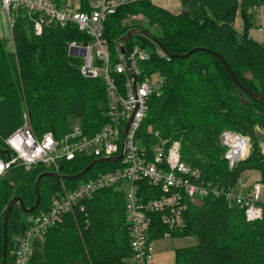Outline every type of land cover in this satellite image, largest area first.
Wrapping results in <instances>:
<instances>
[{
    "label": "trees",
    "instance_id": "1",
    "mask_svg": "<svg viewBox=\"0 0 264 264\" xmlns=\"http://www.w3.org/2000/svg\"><path fill=\"white\" fill-rule=\"evenodd\" d=\"M58 8L65 0H51ZM92 0H80V10L88 11ZM178 13L155 5L151 0H126L102 23V36L110 52L109 63L118 62V40L131 29L143 30L156 38L172 54L193 48L210 49L220 54L237 80L264 101V44L251 37L257 25V11L264 0H179ZM243 30L234 27L236 16ZM32 23L19 16L12 29L14 48L8 38H0V155L6 159L4 140L23 125L27 117L33 132L41 136L51 131L56 138L78 123L90 137L107 122L106 94L102 78L80 73L82 58L68 52L72 41L85 43L89 37L73 23L64 27L47 25L40 35ZM134 46L145 50L149 59L139 64L144 73L157 72L162 78L159 95L148 100L147 112L137 131L149 148L157 138L177 140L181 159L200 171L208 188L233 184L245 171L260 173L264 183V160L257 127L264 131V103L246 94L229 77L223 64L212 54L198 50L185 58H172L159 52L148 36L137 34L124 43L127 56ZM150 127L151 133H147ZM230 130L249 140L248 154L229 169L219 138ZM154 132L158 137H154ZM93 158L77 157L60 161L58 173L74 175ZM111 162H99L83 176L64 179L68 187L99 172L113 169ZM53 167L38 165L26 171L10 166L0 177V260L3 211L9 200L20 197L25 208L36 199L37 176ZM61 180L44 176L39 181L40 202L32 214L46 212L58 198ZM144 199L159 196L157 188L139 182ZM184 225L168 230L160 214L151 216L149 240L195 236L197 242L175 250V264H264V202L262 218L244 219L242 210L229 206L212 193L187 200ZM26 215L14 204L7 223V258L12 238L27 229ZM131 249L125 221V198L118 187L96 191L49 228L42 243H36L28 264H129Z\"/></svg>",
    "mask_w": 264,
    "mask_h": 264
},
{
    "label": "built area",
    "instance_id": "2",
    "mask_svg": "<svg viewBox=\"0 0 264 264\" xmlns=\"http://www.w3.org/2000/svg\"><path fill=\"white\" fill-rule=\"evenodd\" d=\"M126 0L91 1L88 11L80 10V0L74 6L64 3L57 7L51 0H0L10 31L19 16L32 23V31L40 35L45 26L55 24L64 27L68 23L85 32L89 40L85 43L72 41L68 44L71 55L80 56V73L84 77L102 78L106 94L105 116L107 122L90 137L83 135L78 123H73L67 133L56 138L51 131L36 136L30 124L25 122L4 140L9 157L0 155V177L12 165H20L26 171L38 165L53 167L58 173L60 161H71L77 157H121L111 162L113 169L99 172L77 182L72 187L60 179L61 191L46 212L28 214L24 221L27 229L12 238L11 255L14 264H28L36 243L44 241L46 231L57 224L66 214L75 209L83 210V201L96 191L118 187L124 193L125 221L129 232L131 249L129 264H153V241L149 240L151 216L160 214L161 223L168 230L183 227L187 200L202 198L209 193L223 197L229 206L242 210L244 219L252 222L262 218L260 195L263 182L248 183L239 177L233 184L208 188L200 179V171L190 167L181 159L177 140L157 138L147 148L137 131L146 115L149 98L159 95L162 78L157 72L146 74L139 64L149 59V54L134 46L126 56L120 55L118 62L109 63L110 52L102 36V23L107 14ZM10 43L12 35L8 36ZM264 44V37L261 40ZM157 74L159 81L152 80ZM133 75L136 76L135 85ZM151 133V129H147ZM154 137L158 133L154 132ZM220 142L224 146L223 157L228 168H233L249 150V140L230 130H223ZM145 181L157 188L159 196L144 199L139 182ZM163 237H170L169 231Z\"/></svg>",
    "mask_w": 264,
    "mask_h": 264
},
{
    "label": "rangeland",
    "instance_id": "3",
    "mask_svg": "<svg viewBox=\"0 0 264 264\" xmlns=\"http://www.w3.org/2000/svg\"><path fill=\"white\" fill-rule=\"evenodd\" d=\"M96 1V0H94ZM157 4H167L168 10L172 13H178L180 11V1L179 0H153ZM65 3H69L71 6H74L75 0H65ZM257 25L249 31V34L254 39L261 41L264 37V6L260 7L257 11ZM234 27L238 32L243 30V21L240 15L236 16ZM9 35H12V30L10 31L8 23L6 21V15L4 10L0 7V37L8 38ZM8 46L14 48L13 43H10L8 39ZM160 53H162L159 50ZM163 54V53H162ZM152 80L159 81L157 74L152 76ZM28 122L27 117L25 121ZM150 128V127H148ZM147 128V129H148ZM257 131L261 137L259 140L260 152L262 159L264 160V131L257 127ZM220 140V138H219ZM246 182H251L255 177H258L259 174L257 171H249L246 174ZM248 177V178H247ZM261 202H264V184L262 187ZM197 238L195 236H184V237H166L153 241V263L154 264H175V250L177 248L188 247L196 244Z\"/></svg>",
    "mask_w": 264,
    "mask_h": 264
},
{
    "label": "water",
    "instance_id": "4",
    "mask_svg": "<svg viewBox=\"0 0 264 264\" xmlns=\"http://www.w3.org/2000/svg\"><path fill=\"white\" fill-rule=\"evenodd\" d=\"M137 34H141V35H145L148 36L149 39L155 44L157 45V47L159 48V50L166 56L172 57V58H185L187 57L190 53L198 51V50H204L210 54H212L213 56H215L225 67L230 79L236 84L238 85L246 94H248L250 97L256 99V100H260L262 101V97L254 92H252L251 90H249L248 88H246L245 86H243L236 78V76L234 75L232 69L229 67V65L227 64V62L224 60V58L210 50V49H202V48H193L190 51H188L187 53L184 54H172L170 53L164 46L162 43H160L156 38L151 37L148 33H146L143 30H138V29H131L129 31H127L122 37H120V39L118 40L119 42V52L121 56H124L125 51H124V43L131 38L134 35ZM133 83L135 85V81H136V76L133 75ZM264 103V101H262ZM5 155L7 156V158L9 157V151L6 150L4 151ZM121 157V154L116 156V157H103V158H97L92 160L84 169H82L79 173L74 174V175H62L59 174L57 172H52V171H44L42 173H40L34 183V189H35V194H36V199L34 204L30 207V208H25L22 200L20 199V197L15 196L13 198H11L9 200V202L7 203L6 207L4 208L3 211V220H2V244H1V260H0V264H5L6 262V258H7V239H8V235H7V223H8V217H9V212L11 210V208L13 207L14 204H19L20 207L22 208V210L25 213H32L34 212L40 202V193H39V181L42 177L44 176H52V177H57L59 179H69V180H73V179H77L81 176H83L85 173H87L91 167L99 162H107V161H115L117 159H119Z\"/></svg>",
    "mask_w": 264,
    "mask_h": 264
},
{
    "label": "crops",
    "instance_id": "5",
    "mask_svg": "<svg viewBox=\"0 0 264 264\" xmlns=\"http://www.w3.org/2000/svg\"><path fill=\"white\" fill-rule=\"evenodd\" d=\"M92 1H94V0H92ZM96 1H98V0H96ZM132 1V0H131ZM151 2L152 3H154L155 5H157V6H160V7H162V8H165V9H167L168 10V5L167 4H157V3H155L153 0H151ZM180 7H181V5H180ZM181 9V8H180ZM0 38H2V37H0ZM250 171H255V170H250ZM247 172H249V171H245L243 174H242V176H243V178L245 177L246 178V173ZM258 172V171H257ZM258 174H259V176L258 177H255L254 179H253V181H251V182H248L249 184L250 183H253V182H255V181H258L259 179H260V173L258 172ZM244 178V179H245ZM248 178V177H247ZM154 264V263H153Z\"/></svg>",
    "mask_w": 264,
    "mask_h": 264
}]
</instances>
